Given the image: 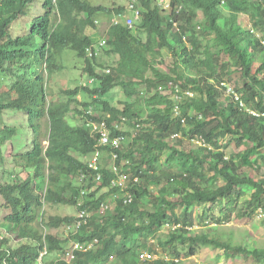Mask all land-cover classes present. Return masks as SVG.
Segmentation results:
<instances>
[{
	"label": "trees",
	"instance_id": "1",
	"mask_svg": "<svg viewBox=\"0 0 264 264\" xmlns=\"http://www.w3.org/2000/svg\"><path fill=\"white\" fill-rule=\"evenodd\" d=\"M33 1L0 0V73L4 74L0 82L11 83L0 94V124L5 112H22L31 130L30 150L14 154L17 129L0 128V162L5 151L13 164L0 182L3 207L10 211L0 224L7 233L0 235V264H38L44 250L41 264H139L142 252L165 253L145 264H185L204 249L264 263V249L246 244L245 237H250L246 229L226 226L242 198L250 213L236 217L264 212V175L255 178L242 170L251 157L264 165V0H170V11L156 0H138L141 17L134 29L120 22L106 32L102 50L118 56L108 68L97 56L87 57L86 50L94 45L87 31L97 30L100 14L107 15L111 24L116 17L122 19L126 7L110 9L90 0H42V15L33 18L30 31L13 38L10 27L28 16ZM242 15L249 17L250 29L238 22ZM165 49L173 66L163 74L156 66L163 64ZM66 50L83 59L81 72L94 82L61 91V98L49 90V81L62 70L57 63ZM13 64L19 65L10 79L5 74H11ZM229 76L241 83V92L231 88L243 107L227 93L224 81ZM169 82L192 96L173 102L160 92ZM115 88L125 101L112 106L105 96ZM81 94L84 100L79 102ZM175 106L177 115L172 111ZM106 115L108 123L125 118L128 126L134 124L133 135L124 133L126 142L115 162H129L124 167L129 178L126 191L133 200L127 205L120 191L109 187L114 178L107 165L109 148L99 149L104 164L101 184L82 161L97 148V136L90 134L87 123ZM70 117L80 118L81 125H71ZM227 137L235 147L247 148L227 156L228 145H221ZM198 140L204 145L196 144ZM165 151L168 159L163 158ZM81 175H85L82 181ZM215 177L223 184L214 183ZM105 188L109 190L97 196ZM108 195L116 196L114 209L98 216ZM193 203L206 209L194 216ZM46 206L87 212V224L69 240L82 244L97 240V245L76 252L71 262L60 260L63 242L47 231L69 230L76 217H46ZM213 220L218 230L205 231ZM55 252L57 258L48 260Z\"/></svg>",
	"mask_w": 264,
	"mask_h": 264
},
{
	"label": "rangeland",
	"instance_id": "2",
	"mask_svg": "<svg viewBox=\"0 0 264 264\" xmlns=\"http://www.w3.org/2000/svg\"><path fill=\"white\" fill-rule=\"evenodd\" d=\"M93 5H102L104 7L110 8V9H116L119 7H125L127 6V0H90ZM42 0H34L33 4L29 6V13L27 17H20L15 21L12 26L10 27V34L13 38L15 37H22L27 32L30 31L31 22L34 17H38L42 15V6H41ZM223 11H228L227 7L225 5L221 6ZM253 17L256 18L257 14L253 13ZM201 15L199 14V18ZM97 21V30L96 31H87V34L92 38L94 44L98 43L100 40L105 38L106 32L108 28L110 27V21L107 18V15L100 14L96 17ZM238 22L240 25H242L246 29H250L251 27V21L249 20V17L242 15L238 18ZM141 38H145V35H140ZM205 43H207L205 41ZM216 48H213L212 51H214ZM164 54V62L163 64H159L156 66V69L162 72L163 74H166L169 72V69L173 66V60L171 58V54L166 51H163ZM97 57L100 59L101 63L105 67L112 66L116 63L118 56L117 55H111L107 56L104 53V50H100L98 52ZM59 66L62 67V70L60 72H56L52 75L49 81V90L54 94H59L61 96V91L64 90H72L75 87L83 85L88 79L85 75L82 74V69L84 68L85 64L83 59L78 58L75 53H73L70 50H66L63 52L60 59H58ZM225 62L223 64V68H225ZM17 65L11 66V74L7 73L5 76H8L10 79H14V71L17 69ZM23 66V63L20 65V67ZM4 76V74L0 73V77ZM229 87H232L234 89H238L240 92L242 90L241 83L238 79H236L233 76H229L224 81ZM10 81L8 83L0 82V94H4L7 90L8 85H10ZM77 99L79 102H82L84 100V96L78 95ZM106 100H109L110 103H112V106H117L120 102L125 101V97L123 95V92L115 88L113 91H111L108 95L105 96ZM91 111V110H90ZM165 112L169 113V109H165ZM68 122L71 125H81V119L78 117L75 118H69ZM4 125L9 127H15L17 129V135L14 139L15 141V150L14 154H23L26 151H29L31 148V130L29 127V124L27 122V117L22 112H14V111H8L5 112L2 115V121L0 124V128H2ZM126 129H128L130 132H133L134 129H132L131 126H125ZM134 133V132H133ZM221 145H228L225 148L226 155H236V154H242L245 149L247 148L246 145H243L241 147H235L234 144L230 142V137H227ZM169 151H165L164 159H168ZM9 155H7L4 151V159L2 162H0V182L2 180L6 179V177L3 178V173L7 170H12L13 164L11 163L9 159ZM173 167V166H171ZM259 170V172L257 171ZM245 173H247L250 176H253L255 178H258L260 176L264 175V165L256 161L254 157H251L247 164L243 166L242 169ZM209 177L213 175V173H207ZM216 184H223V181L219 177H215V180L213 181ZM212 182V183H213ZM38 188L40 190L43 189V184L39 183ZM154 187H150L149 191H153ZM103 193H106V191H100L97 196L102 195ZM107 202H109L110 207L113 208L114 206V200L112 199V196L106 197ZM143 204V206L148 205V199ZM244 198H242L235 206L234 212L231 216V221L226 225L237 229H246L248 232V235L250 237H245V242L249 246H257L264 249V212L262 211H256L252 217L245 216L244 218L236 217L238 213H250L248 209H246L244 205ZM224 203V202H223ZM4 201L0 197V224H3L4 217L10 213L9 210L5 209L3 207ZM226 204V203H224ZM227 207V205H223ZM205 206H199L196 203H193V209L192 213L194 216H199L206 208ZM207 208H211L210 205L206 206ZM111 212V211H110ZM176 212H180V208L176 207ZM216 212V211H215ZM77 215L76 208L69 207V206H54V207H45V216L46 217H55V216H75ZM212 222H215L214 220ZM216 224V222L214 223ZM217 227L208 226L205 229V231L209 232H215L218 230ZM47 233L52 234L57 239L61 240L63 242L62 248H70L72 241L69 240V237L71 233V230H67L63 227H60L58 229H51L47 231ZM6 233V229L4 227H0V235H4ZM241 237V235H239ZM152 243V242H151ZM154 246L157 248V243L154 241ZM165 253H162V255ZM158 257H161L162 255L160 253L157 254ZM58 252L52 253L47 257L48 260L57 258ZM185 264H264L260 261H256L251 257L246 256H232V255H226L222 253V251H215L210 249H204L200 251L198 254H196L194 257H191L190 259L184 260Z\"/></svg>",
	"mask_w": 264,
	"mask_h": 264
},
{
	"label": "built area",
	"instance_id": "3",
	"mask_svg": "<svg viewBox=\"0 0 264 264\" xmlns=\"http://www.w3.org/2000/svg\"><path fill=\"white\" fill-rule=\"evenodd\" d=\"M157 4L164 10V11H170L171 6H170V0H156ZM138 5V0H127V6H126V12L127 14L124 15L122 19L120 18H115L112 22V25H118L120 22H122L128 29H134L135 23L140 19L141 17V12ZM105 45V40L100 41L97 45H93V47L89 48L86 50L87 57H92L93 55H96L97 52L100 50ZM108 73V71H106ZM93 79H90L88 83H92ZM160 92L162 95H169L171 99L175 102H179L185 97H191L192 93L187 90L183 91L182 89L179 88V86L173 84L172 82H169L168 85H166L164 88H160ZM227 93L232 95L235 99V101L240 102L239 96L235 93V91L231 87H227ZM240 105L243 107V104L240 102ZM173 113L176 115L177 112V107L175 106L173 108ZM251 114L255 116H260V114L255 113L253 111L247 110ZM264 116V114H262ZM107 118L109 119L110 116L107 115ZM124 121V119H121ZM90 133L92 136H97V145L98 149L95 150L94 153L89 155L85 159V163L87 165V168L94 172L95 174V181L100 183L103 181V175L101 174L100 170V147H107L111 150L110 152V158L112 159L113 162L116 161L117 159V150H120L121 147L125 145L126 142V137L124 136L123 131L121 127L123 126V123L113 121L110 124H108L107 119H102L98 122H90L88 124ZM115 132H121L120 134H116ZM196 144L199 146H203L204 143L201 140L195 141ZM112 171L115 173L116 177L111 181L110 186L112 188L120 189L122 191L121 199L123 200V204L127 205L130 204L133 200L132 196L128 192L125 191V185L127 181V176L123 174H119V169L115 164L112 165ZM85 179V175H81L80 181ZM83 194V193H82ZM112 199L116 200V196H113ZM78 206H82V202L79 203ZM114 209L110 207L109 202L104 201L100 203L98 210H97V215L98 216H103L107 212L112 211ZM90 218V215L81 210L78 212L76 215V221L72 226L69 227V230L73 233H76L83 225H86L88 222V219ZM97 245V240H95L92 243L88 244H82L78 243L76 241H72L71 247L70 248H65L64 252L59 255L60 260L66 261V262H71L75 258L76 252H85L91 248H94ZM47 252L44 250L43 252L40 253L39 258H38V264H41V259L46 256ZM140 262L145 263L152 261L154 259V256L148 253H143L139 256Z\"/></svg>",
	"mask_w": 264,
	"mask_h": 264
},
{
	"label": "clouds",
	"instance_id": "4",
	"mask_svg": "<svg viewBox=\"0 0 264 264\" xmlns=\"http://www.w3.org/2000/svg\"><path fill=\"white\" fill-rule=\"evenodd\" d=\"M223 4H224V1H222V5H223ZM110 25H112V24L110 23ZM174 27H175L176 30H178V25H177V24H174ZM187 36H188V34H185L184 37H183V39L186 40V37H187ZM102 40H104V39H102ZM102 40H100V41H102ZM100 41H99V42H100ZM99 42H98V43H99ZM98 43H96V44H94V45H97ZM104 46H105V45H104ZM104 46H103V47H104ZM103 47L100 48V50L103 49ZM100 50H99V51H100ZM99 51H98V52H99ZM98 52H97V54H96L95 56L98 55ZM106 71H108V73H107ZM106 71H105V73H106V74H109V70H106ZM85 83L88 84V80H87ZM228 87H229V86H228ZM170 98H171V97H170ZM172 101H173V100H172ZM173 102H175V101H173ZM89 113H90V112H89ZM176 115H177V114H176ZM109 116H110V115H109ZM102 119H107L108 121L110 120V118H109V119L107 118V115H106L104 118H102ZM102 119H101V120H102ZM121 119H124V121H122ZM121 119L119 120V122L121 121V123H123V126L121 127V129H122V131H123V134H124V133H130V134L133 135V134H134L133 132H135V130H134L133 132H130L128 129H126L125 126H128V125L126 124V119H125V118H121ZM90 122H98V121H89V122L87 123V127H88V128H89L88 124H89ZM112 122H113V121H112ZM117 122H118V121H117ZM108 124H110V123H108ZM133 125H134V124L131 123L129 126H131L132 129H134V128H133ZM136 127H138V125H136ZM89 132H90V129H89ZM90 134H91V133H90ZM124 136H125V135H124ZM175 137H177V135H174V136H173V138H175ZM97 140H98V138H97ZM100 148H101V147H100ZM100 148H99V149H100ZM97 149H98V145H97L96 150H97ZM120 150H122V148H121ZM117 151H119V150H117ZM117 151H115V152H117ZM94 152H95V151H94ZM94 152H93V153H94ZM90 155H91V154H90ZM109 155H110V154H109ZM87 157H88V156L83 157L82 161H83L84 163H85V159H86ZM109 159H110V162H109L107 165H108V167L111 169V168H112V165L115 164V162L117 161V159H116L115 162H113L111 158H109ZM85 164H86V163H85ZM103 165H104V164L100 162V167H101V168H102ZM127 165H129V162H128L127 160H124V161H122L120 164L115 165V166H117L118 169H119V174H123V175H126V176H127V181H126L125 191H124V192H127V191H126V187H127L128 181H129L128 175H127V173L124 171V167L127 166ZM100 172H101V170H100ZM111 172L113 173L114 178H115L116 175H115V173L112 171V169H111ZM114 178H113V179H114ZM113 179H112V180H113ZM112 180H111V181H112ZM135 180H136V178L133 179V181H135ZM111 181H110V183H111ZM95 182H96V181H95ZM96 183H98V182H96ZM101 183H102V182H100V183H98V184H101ZM109 187L112 188L111 186H109ZM114 189H116V188H114ZM108 190H109V188H105V189H102V190H100V191H102V192H103V191H106V192H107ZM116 190H119L120 193L123 194L122 191H121L120 189H116ZM103 194H104V193H103ZM109 196H112V195H109ZM112 197H113V196H112ZM105 201H106V199H105ZM114 205H115V203H114ZM208 226H212V227L214 226V227H217L216 224H214V223H209ZM208 226H206V227H208ZM206 227H205V228H206ZM143 253H148V252H142L141 254H143ZM141 254H140V255H141ZM148 254H151V253H148ZM140 255H139V256H140ZM151 255H152V254H151ZM152 256H154V259H153L152 261L156 260L157 257H158V256H156L155 254H153ZM152 261L145 262V263H150V262H152ZM138 262H139V264H141L139 257H138ZM145 263H142V264H145Z\"/></svg>",
	"mask_w": 264,
	"mask_h": 264
},
{
	"label": "bare ground",
	"instance_id": "5",
	"mask_svg": "<svg viewBox=\"0 0 264 264\" xmlns=\"http://www.w3.org/2000/svg\"><path fill=\"white\" fill-rule=\"evenodd\" d=\"M91 79H92V78H91ZM89 80H90V79H88V81H89ZM93 82H94V80H93ZM93 82H92V83H93ZM92 83H88V85H91ZM109 212H110V211H109ZM80 229H81V228H80Z\"/></svg>",
	"mask_w": 264,
	"mask_h": 264
}]
</instances>
